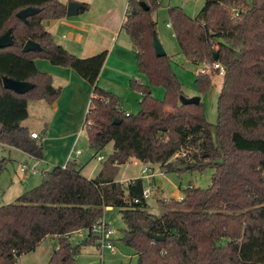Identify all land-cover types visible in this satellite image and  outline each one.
Wrapping results in <instances>:
<instances>
[{
  "label": "trees",
  "instance_id": "1",
  "mask_svg": "<svg viewBox=\"0 0 264 264\" xmlns=\"http://www.w3.org/2000/svg\"><path fill=\"white\" fill-rule=\"evenodd\" d=\"M82 5L79 14L90 8ZM158 5L129 0L122 30L136 50L140 73L151 84L163 85L166 99L156 100L149 86L133 79L131 88L142 95L141 111L127 116L118 97L98 85L108 51L79 58L46 31L43 22L67 17V5L58 0H0V37L12 30L13 38L11 47L0 49V144L44 158L42 137L33 139L21 123L29 117V102L53 104L62 91L38 69V59L73 69L92 87V109L84 125L94 156L114 143L96 178L85 177L69 162L45 173L41 184L14 204L0 207V264H16L48 237L60 240L49 264H76L81 246H73L71 237L86 230L85 245L95 242L91 231L107 208L120 211L126 228L123 242L138 264H264V0H205L197 19L181 8L169 10L185 58L194 65L224 67L217 125L206 120L201 103L181 104V84L167 55L156 56L152 11ZM29 7L39 13L23 22L17 14ZM28 41L42 51L23 52ZM211 71L197 76L201 92L214 86L219 71ZM3 77L35 88L18 95L4 88ZM181 153L186 155L175 158ZM131 159L160 165L165 173L215 172L210 187H190L182 201L162 202L164 212L158 217L147 211L141 178L116 182L119 167ZM5 162H0V175ZM149 233L165 240L154 241Z\"/></svg>",
  "mask_w": 264,
  "mask_h": 264
},
{
  "label": "rangeland",
  "instance_id": "2",
  "mask_svg": "<svg viewBox=\"0 0 264 264\" xmlns=\"http://www.w3.org/2000/svg\"><path fill=\"white\" fill-rule=\"evenodd\" d=\"M60 1V0H58ZM66 2V5L70 2H75L74 0H61ZM95 5H93V11H85L76 17L67 18L71 21H78L80 19H89L96 26H114L119 22V16L123 13L125 16L129 4V0H94ZM84 4V3H83ZM205 0H160L158 7L152 11V17L157 22L156 33L159 40L161 41L166 53L168 60L170 62L171 68L179 83L181 84L182 96L193 98L200 97L201 105L205 110L206 120L212 124L217 125L219 119L218 105L219 96L222 89L223 77L220 75L213 76L214 86L207 92H201L196 84L197 76L207 68L209 74L212 73L213 67L210 65H194L189 62L185 56L181 53L178 41L175 37V31L168 25H172L171 19L169 17V10L173 8H181L182 11L193 19H197L203 6ZM104 30L98 28L95 29L94 37L101 38L105 35ZM126 32H122V39H127ZM130 54L133 52H129ZM131 56V55H130ZM133 61L137 69V77L144 85L149 86L152 96L158 101H164L166 99V89L163 85L151 84V82L145 78L143 74L139 71V65L136 60L135 54H132ZM124 61L118 60L113 63L114 68L119 71L124 69ZM134 66V63H133ZM135 76V75H133ZM134 78V77H133ZM128 79L127 85L118 83L116 88V94L119 96V104L122 111L126 114L137 115L141 111L140 102L142 101V95L137 90H134L130 86L131 80ZM101 87V86H99ZM59 88V87H56ZM62 106L61 113L54 119V127L58 129L63 128L65 121L69 119L66 114L70 113L72 109V115L82 116V112H79V108L72 103H68L66 98H63L60 102ZM39 102L30 103V112L32 119L38 118L37 116V106ZM91 104V99L89 101V106ZM44 106L46 104H43ZM70 107V109H69ZM29 110V109H28ZM87 115V112H86ZM84 116V120L86 118ZM69 116V115H68ZM49 118V117H48ZM48 118H39L41 123L49 120ZM40 123V124H41ZM85 121L80 130L78 147L87 149L90 151V144L88 139L87 128L85 127ZM42 139H45L46 135L40 129H37ZM44 141V140H43ZM42 141V142H43ZM7 146V145H6ZM0 144V162L5 159L6 169L0 175V207L14 204L17 197L11 195L9 191L13 182L19 178V164H27L22 156L16 151L9 147ZM114 149V143H109L105 149L100 153L108 159L111 156V152ZM87 151H85L86 153ZM93 163L98 162L97 157L92 158L90 161ZM31 168V165L27 164ZM149 167L154 169L156 172L155 177L152 179V189L154 191L148 200L147 211L154 216H161L164 212L162 207V202L169 203L172 200H180L184 197L185 190L190 187L206 189L211 186L212 178L215 170L213 168H207L203 172H183L176 173L170 172L165 173L160 168V165L151 164ZM145 168L144 163L136 159H131L128 163L122 165L118 169L116 176L117 182H129L131 180L138 179L142 176V170ZM38 173L31 175L30 180L25 181L26 190H31L36 186L40 185L43 180V171L40 168H36ZM163 175H160V173ZM104 221L109 224L115 231V246L116 252L112 253L109 250H101L99 246L93 242L91 244L85 245V241L88 237V231L84 230L79 233H75L70 241L73 246H81L80 251L77 253L75 258L76 264H138V257L134 254L132 250L127 248L123 242L125 224L123 222L122 216L118 209H107L104 211ZM60 240L59 238L48 237L46 238L37 248L35 252L23 255L16 264H49V261L53 255V252L59 249Z\"/></svg>",
  "mask_w": 264,
  "mask_h": 264
},
{
  "label": "crops",
  "instance_id": "3",
  "mask_svg": "<svg viewBox=\"0 0 264 264\" xmlns=\"http://www.w3.org/2000/svg\"><path fill=\"white\" fill-rule=\"evenodd\" d=\"M74 1L81 4H89V11H93L94 9V0ZM59 2L66 5V2H62L61 0ZM67 18L72 17H65L59 20H45L43 25L46 31L52 34L54 41L58 45L63 46L70 53L79 58H89L100 54L103 51H108V58L98 80V85L101 86L102 89L107 92H111L116 97H119L115 90L118 83L127 85L128 79L133 77L135 80H140L136 76L137 69L135 64L137 63L136 61H133L131 57L132 54L136 55V50L134 49L128 35H126L127 39H122V32L124 31L122 30V25L125 21L123 13L119 16V22L111 27L96 26L89 19L71 21ZM96 28L104 30L105 35L96 39L94 37ZM129 52L133 53L130 54ZM118 60L124 61V69L122 71L114 68L113 63ZM36 65L42 73L50 75L53 79L54 87H59L62 91L60 98L53 104H48L43 100L32 101L33 103L39 102V104L35 106L38 113V118L36 119H32L30 112V103L32 102H29V117L21 123V126L29 129L30 133L35 132L39 134L37 129H40L46 135L45 139H43L44 141L42 142L44 147V158L42 160H37L36 158L31 157L16 148L6 145L3 146L16 150L27 164L32 167L40 168L41 171H43V174L52 171L57 166L65 167L69 162H74L85 177L89 179L96 178L100 174L103 163L107 159L105 158L104 161L93 163V160L92 162L90 160L96 157L94 156L95 152L91 146L90 151L83 148L77 149L80 130L83 126V122L85 121L84 116L86 115V112L88 113L87 108L92 97V87L71 68L54 66L49 61L42 59L36 60ZM113 86H115V88H113ZM63 98H66L68 103L70 102L73 105L78 106V111L82 112V116L72 115L71 109V111H69L70 113L66 114L69 119L64 122L63 128L60 127L58 129L59 131H57L54 127L53 121L65 107V104L62 106L60 103ZM43 104L46 105L44 106ZM45 117H49V120L45 119L43 125L41 120ZM39 118L42 119L39 120ZM77 151H80V154H78ZM85 151L87 152L85 153ZM113 152L114 149L111 152V155ZM23 165L24 164H19V178L16 179L13 182V185L9 188L11 195H14V197L17 198L27 192L25 188V181L30 180L32 175V173L29 172L27 174L22 173L21 167ZM150 165L151 164H144L145 167ZM107 209L109 210L111 208Z\"/></svg>",
  "mask_w": 264,
  "mask_h": 264
},
{
  "label": "water",
  "instance_id": "4",
  "mask_svg": "<svg viewBox=\"0 0 264 264\" xmlns=\"http://www.w3.org/2000/svg\"><path fill=\"white\" fill-rule=\"evenodd\" d=\"M140 5L146 10L149 11L150 7L146 2H141ZM83 8V5L78 2H70L67 5V17H75L78 16L80 13V10ZM39 13L38 8L29 7L26 9L21 10L17 16L20 20L23 22H27L29 17H32ZM13 45V38H12V30L7 31L4 35L0 37V49H5L8 47H11ZM153 46L156 53V56L158 58L165 57L167 55L161 41L158 38L157 33L153 36ZM36 51H42V47L34 42V41H28L24 48L23 52H36ZM48 51V50H47ZM218 60V54H214V61ZM3 86L6 90L13 91L14 93L18 95H25L28 92H30L32 89L35 88V85L30 82H18L13 79H10L8 77H3ZM180 102L182 105H199L201 103L200 97H193L188 98L185 96L180 97ZM145 232V230H143ZM149 238L154 241H164L165 237L157 236L154 234L149 233Z\"/></svg>",
  "mask_w": 264,
  "mask_h": 264
},
{
  "label": "built area",
  "instance_id": "5",
  "mask_svg": "<svg viewBox=\"0 0 264 264\" xmlns=\"http://www.w3.org/2000/svg\"><path fill=\"white\" fill-rule=\"evenodd\" d=\"M154 1L157 2V3H160V0H154ZM168 27L172 28V25H168ZM213 68L215 70L219 71V75L220 76H222V77L224 76L225 70H224L223 66H221L220 64L215 63L213 65ZM203 72H207V69L205 68L203 70ZM91 109H92V105L90 104L88 111L91 110ZM128 115L129 114H127V116ZM31 137L33 139H39L40 138V134L33 132V133H31ZM77 153L80 154V151H77ZM185 155H186L185 153L177 154L175 156V158L176 157H181V156L183 157ZM97 160L100 161V162L104 161L105 157L102 156V155H98L97 156ZM21 171L24 174H27L28 172L32 173V174H37L38 173V170L36 169V167L31 168L30 166H28L26 164H24L21 167ZM155 175H156V172L154 171V169H152L149 166L145 167L142 170V176L140 178L143 180L144 185H145L144 191H143V197H144L145 200H148V198L151 195H153V193H154V191L152 189V184H153L152 179L155 177ZM160 175H163V173L161 172ZM132 181H134V180H132ZM183 199H184V197H181L180 201H182ZM135 202L138 203V200H136ZM91 233L96 237L95 243L99 246V248L101 250L106 249V250L111 251L112 253L116 252L115 239H114L116 231L109 224H107L104 221V219L99 221L96 224V226L93 227Z\"/></svg>",
  "mask_w": 264,
  "mask_h": 264
}]
</instances>
